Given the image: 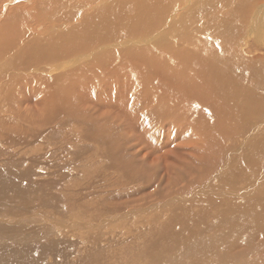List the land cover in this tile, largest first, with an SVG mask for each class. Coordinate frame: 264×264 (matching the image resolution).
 Listing matches in <instances>:
<instances>
[{"label":"bare ground","instance_id":"1","mask_svg":"<svg viewBox=\"0 0 264 264\" xmlns=\"http://www.w3.org/2000/svg\"><path fill=\"white\" fill-rule=\"evenodd\" d=\"M256 1L0 0V115L23 113L32 100L61 110L68 84L118 76L110 95L131 104L142 133L180 141L182 168L168 171L192 174L189 208L169 210L150 257L138 255L144 264H264V57L247 59L240 45L260 32L264 46V13L249 17ZM6 123L0 118V130ZM9 181L0 174V220L12 190L23 191ZM0 245V261L24 263L25 252Z\"/></svg>","mask_w":264,"mask_h":264},{"label":"rangeland","instance_id":"2","mask_svg":"<svg viewBox=\"0 0 264 264\" xmlns=\"http://www.w3.org/2000/svg\"><path fill=\"white\" fill-rule=\"evenodd\" d=\"M261 13L264 0L254 2L249 17L259 18ZM257 36L240 41L247 59L264 57ZM117 77L109 83L68 84L69 101L61 103L62 112L56 104L43 110L42 103L33 100L23 102V113L3 108L0 118L7 123L0 130V174L10 180L7 189L23 191L12 190L13 200L4 202L10 209L0 220V241L8 242V250L17 254L25 252L22 264H144L138 255L150 257L153 233L167 221L169 210L181 214L189 208L192 174L175 179L168 171L170 167L180 173L185 156L180 141L171 135L166 142L161 131L142 133L143 122L136 120L131 104L110 95L122 86ZM145 137L149 141H139ZM133 153L137 158L130 161ZM15 259L0 264H19Z\"/></svg>","mask_w":264,"mask_h":264}]
</instances>
